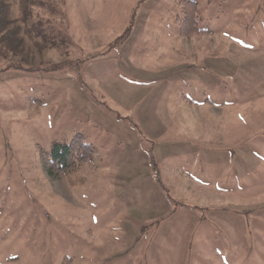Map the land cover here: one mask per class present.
I'll return each instance as SVG.
<instances>
[{"label":"rangeland","instance_id":"1","mask_svg":"<svg viewBox=\"0 0 264 264\" xmlns=\"http://www.w3.org/2000/svg\"><path fill=\"white\" fill-rule=\"evenodd\" d=\"M32 1L0 45V264H264V0H198L193 38L179 0Z\"/></svg>","mask_w":264,"mask_h":264},{"label":"trees","instance_id":"2","mask_svg":"<svg viewBox=\"0 0 264 264\" xmlns=\"http://www.w3.org/2000/svg\"><path fill=\"white\" fill-rule=\"evenodd\" d=\"M13 1L14 0H0V45H4L7 54L11 53L18 56L20 55L17 54L18 48L21 43H23V38H19L18 35H20L19 33L24 26H28L29 28V21L33 15V9L31 8L33 1L21 0L22 18L15 19L11 16ZM178 4L182 11V14L177 17L179 35L181 37L193 38L197 36H208L213 33L210 28H202L199 26L202 14L198 0H179ZM19 21L23 23L21 26L16 24ZM38 27L39 30H37ZM41 27H43L41 24L38 25L34 23L31 26V33L35 28L37 32L34 35H40V38L46 41L47 34L42 32ZM52 36L56 37L54 34H52ZM0 57L4 58L1 46ZM64 64V62L50 64L44 69L46 71H55L63 68ZM11 67H14V65L11 64L8 68ZM15 68H22L29 71L39 70V68L29 69L20 65H16ZM95 151L96 147L93 144L84 141L83 134L76 133L69 143L54 141L51 145L50 152L45 154V156L56 171L60 173H74L91 159ZM154 165L156 166L155 163Z\"/></svg>","mask_w":264,"mask_h":264},{"label":"crops","instance_id":"3","mask_svg":"<svg viewBox=\"0 0 264 264\" xmlns=\"http://www.w3.org/2000/svg\"><path fill=\"white\" fill-rule=\"evenodd\" d=\"M206 185H207V183H204V185L202 186V189H203V188L210 189L209 186H206ZM202 191H203V192H204V191L207 192V191H210V190H205V189H204V190H202ZM201 194H202V193H201ZM217 194H218V193H217ZM218 195H219V194H218ZM192 240H193V239H192Z\"/></svg>","mask_w":264,"mask_h":264}]
</instances>
